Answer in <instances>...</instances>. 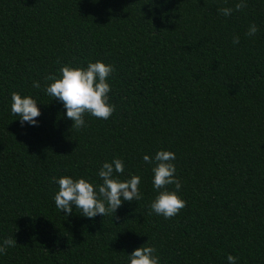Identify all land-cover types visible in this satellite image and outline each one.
Instances as JSON below:
<instances>
[{
    "label": "trees",
    "instance_id": "1",
    "mask_svg": "<svg viewBox=\"0 0 264 264\" xmlns=\"http://www.w3.org/2000/svg\"><path fill=\"white\" fill-rule=\"evenodd\" d=\"M236 2L0 0V241L17 242L0 264H129L144 244L160 264H264V0L218 13ZM97 60L116 69V110L77 130L44 77ZM12 92L37 100L38 125L11 114ZM159 150L176 154L187 202L171 219L149 215L158 192L143 156ZM114 158L121 179L141 177V200L113 220L55 207L53 176L99 184Z\"/></svg>",
    "mask_w": 264,
    "mask_h": 264
},
{
    "label": "clouds",
    "instance_id": "2",
    "mask_svg": "<svg viewBox=\"0 0 264 264\" xmlns=\"http://www.w3.org/2000/svg\"><path fill=\"white\" fill-rule=\"evenodd\" d=\"M245 8L247 0H238L234 7H220L217 11L220 15L228 17L234 11H243ZM258 31L257 25L252 23L245 35L252 37ZM239 41V36L233 37V44H238ZM58 71L59 77L55 74L44 77L45 82H51L45 83L43 88L48 96L63 103L66 117L73 121L71 128L79 130L85 127L86 114L105 120L112 116L116 109L115 105L109 102L112 86L108 78L116 71L113 65L97 60L88 62L86 67L64 64ZM32 86L36 89L42 87L40 81L36 80ZM37 105V100L32 96H22L18 92L11 94V114L19 117L21 125L25 122L38 125L37 118L41 115V110ZM175 159L176 154L170 150H159L154 157L147 154L143 156L145 163L153 165V187L158 192L149 205V215L154 212L165 219H171L187 206V202L178 194L182 182L175 175ZM124 172L123 159L114 158L111 162L105 161L100 167L97 175L102 182L99 184L83 177L74 179L68 175L59 178L53 176L50 182L58 185V191L54 195L55 207L63 211L65 216L72 214L75 206V209L87 218L101 215L111 216L113 220L123 202L142 199L141 177L131 175L130 179H121ZM169 186H174L175 190H169ZM16 244L15 238L3 239L0 241V254H7V249L15 247ZM156 253L155 246L144 244L129 254V264H160ZM237 260L236 256H227L228 264H236Z\"/></svg>",
    "mask_w": 264,
    "mask_h": 264
}]
</instances>
